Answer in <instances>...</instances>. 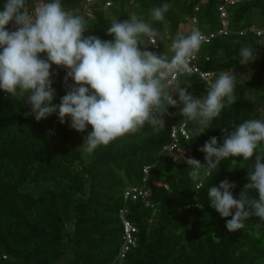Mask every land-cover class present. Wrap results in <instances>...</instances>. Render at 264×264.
<instances>
[{
    "label": "trees",
    "instance_id": "1",
    "mask_svg": "<svg viewBox=\"0 0 264 264\" xmlns=\"http://www.w3.org/2000/svg\"><path fill=\"white\" fill-rule=\"evenodd\" d=\"M200 2L92 0L88 4L87 0H61L66 10L86 21L85 37L113 40L107 34L112 22L136 15L160 33L158 42L164 55L160 42L173 43L178 32L190 34L192 30L182 26L190 24L191 18H198V30L204 32L220 27L219 7L224 0H208L197 12ZM4 3L0 0V11ZM165 3L170 8L164 20L153 19V9ZM26 4L33 6V0ZM87 7L91 16L86 14ZM227 12L232 33L202 46L198 62L217 78L223 72L236 75V102L228 104L225 99L220 116L207 125L183 117L178 107H169L163 126L146 123L135 134L99 146L86 161L78 142L86 140L91 125L78 132L70 127V117L63 124L60 119L56 123L55 113L38 122L25 115L31 112L26 95L14 97L0 89V264H115L123 238L122 209H127L126 218L137 227L136 246L128 253L126 264H264V220L253 215L244 229L228 232L226 220L231 217L223 218L210 206L208 197L211 186L228 180L237 185L232 191L238 199L249 182L255 155L260 153L249 160L233 157L221 161L198 191L189 176L192 169L163 154L177 122L187 124L191 138L186 145L194 150L192 158L204 164L199 149L212 137L222 145V129L232 131L249 119L264 120V47L253 34L236 33L264 24V0H240L228 6ZM146 41L143 38L142 51L147 50ZM242 46H250L256 57L245 65L240 64ZM41 58L46 59V53ZM241 72H250V78L241 80ZM65 77L62 73L54 77V105L66 94ZM179 82L188 84L184 88L196 98L207 95L209 86L198 75L184 76L172 84ZM68 85L76 86L71 79ZM201 127L205 132L198 136ZM147 166L151 172L145 183ZM132 186L150 191L147 200L153 207L142 199L126 201L124 192ZM246 191L258 199L255 190Z\"/></svg>",
    "mask_w": 264,
    "mask_h": 264
},
{
    "label": "clouds",
    "instance_id": "2",
    "mask_svg": "<svg viewBox=\"0 0 264 264\" xmlns=\"http://www.w3.org/2000/svg\"><path fill=\"white\" fill-rule=\"evenodd\" d=\"M169 8L167 3L154 8L153 19L163 21ZM12 22L18 27L9 31L6 26ZM86 31L84 18L66 10L61 0H33L31 10L26 0H5L0 11V89L14 97L26 95L31 112L25 115L34 116L38 122L58 111L60 123L70 117V127L78 132L91 125L93 130L83 145L88 153L137 133L146 123L163 126L169 107H178L183 117L207 125L220 116L225 99L228 104L236 102L237 77L228 72L209 84L204 97L196 98L179 87L177 100L166 90L177 74L191 71V60L206 42L198 29L188 35L177 33L171 59L141 50L143 38L155 45L160 33L134 14L112 22L107 34L113 40L85 37ZM42 53L46 59L41 58ZM239 54L241 65L256 59L250 46H242ZM53 64L68 69L64 81L67 91L59 105L53 104ZM69 79L75 87L68 85ZM222 130V145L212 137L199 149L206 154V163L186 158L184 153L176 159H183L192 169L189 176L198 191L221 161L233 157L249 160L260 153L255 155L254 169L248 171L249 182L238 199L232 191L237 185L228 180L208 190L210 206L223 218L231 217L226 228L234 233L244 229L245 221L253 215L264 220V120L249 119L232 131ZM204 132L201 127L198 136ZM246 190H255L258 199L251 198Z\"/></svg>",
    "mask_w": 264,
    "mask_h": 264
},
{
    "label": "built area",
    "instance_id": "3",
    "mask_svg": "<svg viewBox=\"0 0 264 264\" xmlns=\"http://www.w3.org/2000/svg\"><path fill=\"white\" fill-rule=\"evenodd\" d=\"M240 0H224V3L221 4L219 7V12H220V27L217 30L210 31V32H204L199 30L205 37H206V42L202 44V46L206 44H210L214 39H216L219 36H227L232 31L229 29V20H228V12L227 8L230 5H234L238 3ZM208 0H201V2L196 6L195 11L199 12L201 9V6L206 4ZM87 3L90 4L92 3V0H87ZM111 3H107L106 6L108 7ZM33 6L28 7L29 10L32 9ZM86 14L88 16L92 15V10L90 8H85ZM190 24L193 25L196 29H198L199 26V20L197 17H193L190 19ZM18 27L14 25V22L10 23L9 25L6 26V28L14 29ZM237 34L241 36H245L246 34H253L257 38L260 39L262 46L264 47V24L263 25H251L247 28H244L238 32ZM149 43L151 45V51L154 53H157L158 55H164L161 51L159 42L157 40V43L155 45H152L150 40ZM201 46V47H202ZM201 49V48H200ZM200 50L194 55L193 59L191 60L190 63V72L186 73H181L177 74L174 81L184 77V76H191V75H198L204 82H206L209 86L211 82H214L215 79H217V74L212 72V71H205L201 68L199 62H198V57H199ZM166 57V56H165ZM167 58V57H166ZM207 60H209L207 58ZM55 70H58L60 73L67 75L68 69L62 67V66H57L53 65ZM231 74V73H230ZM239 74V72L237 73ZM53 79V88L55 89V79L52 76ZM55 122L57 123L59 120V115L58 111L55 113ZM53 134H56V124L54 128L51 130ZM171 141L167 145L164 146L163 148V154L170 158L173 162L177 164H184L183 159H176V157L182 156L184 153V156L186 158H192L194 156V150L191 147H188L186 145V142L190 140L191 135L190 132L187 128V124L185 122H177L176 124L173 125L172 131H171ZM185 143V144H184ZM204 153V157H205ZM151 172V166H147L144 168V182H147V178ZM148 196H150V191L145 187H128L125 192H124V198L126 201L132 200L136 201L138 199H142L147 206L153 207V204L148 201ZM189 208V206L184 207V209ZM127 209H122L121 210V218H122V224H123V238H122V244L120 247V250L118 252L117 258L115 260V264H126L127 256L128 253L131 251L133 247L136 246L137 238H136V233H137V227L126 218L127 214ZM6 258V257H4Z\"/></svg>",
    "mask_w": 264,
    "mask_h": 264
},
{
    "label": "rangeland",
    "instance_id": "4",
    "mask_svg": "<svg viewBox=\"0 0 264 264\" xmlns=\"http://www.w3.org/2000/svg\"><path fill=\"white\" fill-rule=\"evenodd\" d=\"M128 12L131 14V13H133V10L131 9ZM188 27L187 26H182V29H184L185 31H187L188 29H191V26H188ZM185 28H188V29H185ZM193 28H195V27L193 26ZM146 44H147V47H146L147 50L151 51V45L149 43V39L148 38H147ZM160 44H161L162 48L164 49V51L166 52L165 55L167 57H172V55L174 54L171 51L172 42H168V41L164 40V41H161ZM51 71H52V76L53 77H56V76H58L60 74V72L58 70H55L54 68H52ZM250 74H251L250 72H241L240 79L241 80H248L250 78ZM186 86H189V85L185 84V83H182V82H179L177 84H172L171 83L170 86L166 90L170 94H174L173 98L178 100V94H175L176 89L179 88V87L184 88ZM197 123H200L199 120H197ZM78 143H79V146H80L81 150L83 151L85 160L88 161L89 160V153L86 152L84 150V148H83V145H84L85 141L84 140H79ZM59 264H63V263L61 262Z\"/></svg>",
    "mask_w": 264,
    "mask_h": 264
},
{
    "label": "crops",
    "instance_id": "5",
    "mask_svg": "<svg viewBox=\"0 0 264 264\" xmlns=\"http://www.w3.org/2000/svg\"><path fill=\"white\" fill-rule=\"evenodd\" d=\"M186 26H187V27H188V26H191V29H188L189 27H188V28H185V29H188V30H193V29H194L193 26H192L191 24H187Z\"/></svg>",
    "mask_w": 264,
    "mask_h": 264
}]
</instances>
